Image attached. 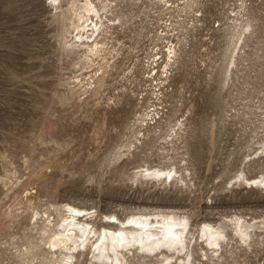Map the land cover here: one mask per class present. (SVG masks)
I'll return each instance as SVG.
<instances>
[{"label": "rangeland", "instance_id": "374dc122", "mask_svg": "<svg viewBox=\"0 0 264 264\" xmlns=\"http://www.w3.org/2000/svg\"><path fill=\"white\" fill-rule=\"evenodd\" d=\"M94 1L106 25L117 14L124 25L106 46L107 60L89 66L63 50L75 32L70 21L53 16L50 1L0 0V264H17V248L37 240L35 211L49 208L56 217L52 206L67 202L123 218L138 206L185 207L193 209L194 229L211 206L216 218L264 213V187L223 190L264 138V0H247L259 31L241 65L235 96H219L215 70L228 41L219 25L239 0H200L203 23L170 78L163 112L177 123L176 131L183 124L175 144L188 152L194 192L138 185L128 179L132 167L106 168L140 109L139 70L151 53L144 26L154 0ZM109 2L120 5L114 15L104 10ZM106 29L92 41L103 31L100 40L112 34ZM233 106L237 125L223 121L222 108L231 114ZM261 172L264 159L245 169L248 177ZM258 262L264 264L263 255L240 264ZM80 264H87L85 257Z\"/></svg>", "mask_w": 264, "mask_h": 264}, {"label": "bare ground", "instance_id": "6f19581e", "mask_svg": "<svg viewBox=\"0 0 264 264\" xmlns=\"http://www.w3.org/2000/svg\"><path fill=\"white\" fill-rule=\"evenodd\" d=\"M47 1L53 16L70 21L73 26L72 41L63 44L66 54L76 55L89 66L107 60L106 46L124 25L120 14L109 18L110 24L106 25L94 0ZM239 1L237 6L229 8L224 24L218 29L228 38L223 58L215 70L219 96L224 92L235 96L241 65L247 61L248 51L253 48L251 43L259 31V19L247 0ZM152 3L153 13L147 16L144 26L151 53L147 62L140 65L139 96L142 97L135 104L140 109L134 121L126 126L124 141L115 148L105 166L113 170L132 167L128 179L138 185L152 183L151 187L159 185L194 192L197 184L186 157L188 152L175 144L183 124L176 131L177 123L173 125L164 116L163 104L171 86L170 78L176 74L183 54L188 53L187 47L203 23L201 4L200 0L182 3L154 0ZM119 6L112 2L103 5L112 15L114 7ZM106 28L112 34L100 40ZM102 29L103 34L92 41L90 37ZM222 110L223 121H237L236 107H231V114L224 107ZM253 136L251 133L250 138ZM156 142L161 144L156 146ZM258 145L245 157L238 175L225 181L224 191L234 193L237 186L246 185L264 187V173L254 177L245 173L249 165L264 159V138ZM52 207L56 217L49 208L35 211L32 230L37 240L17 248V264H80L84 257L87 264H240L253 256L264 258V213L248 218L235 211L227 215L219 213L216 218L215 207L211 206L208 218L194 229L193 209L174 205L138 206L124 218L116 212L101 216L95 206L71 202ZM41 244L44 246L40 247Z\"/></svg>", "mask_w": 264, "mask_h": 264}]
</instances>
